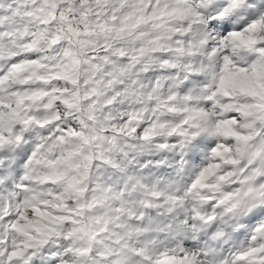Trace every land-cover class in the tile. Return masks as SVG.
Returning a JSON list of instances; mask_svg holds the SVG:
<instances>
[{"label":"clouds","instance_id":"obj_1","mask_svg":"<svg viewBox=\"0 0 264 264\" xmlns=\"http://www.w3.org/2000/svg\"><path fill=\"white\" fill-rule=\"evenodd\" d=\"M0 264H264V0H0Z\"/></svg>","mask_w":264,"mask_h":264}]
</instances>
